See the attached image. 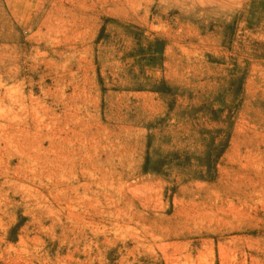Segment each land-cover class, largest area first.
Here are the masks:
<instances>
[{
  "label": "rangeland",
  "instance_id": "obj_1",
  "mask_svg": "<svg viewBox=\"0 0 264 264\" xmlns=\"http://www.w3.org/2000/svg\"><path fill=\"white\" fill-rule=\"evenodd\" d=\"M0 264H264V0H0Z\"/></svg>",
  "mask_w": 264,
  "mask_h": 264
},
{
  "label": "trees",
  "instance_id": "obj_2",
  "mask_svg": "<svg viewBox=\"0 0 264 264\" xmlns=\"http://www.w3.org/2000/svg\"><path fill=\"white\" fill-rule=\"evenodd\" d=\"M226 146H227V145H225V146L219 151V153L216 155L217 158L221 157V155L224 153V151H225V149H226Z\"/></svg>",
  "mask_w": 264,
  "mask_h": 264
},
{
  "label": "bare ground",
  "instance_id": "obj_3",
  "mask_svg": "<svg viewBox=\"0 0 264 264\" xmlns=\"http://www.w3.org/2000/svg\"><path fill=\"white\" fill-rule=\"evenodd\" d=\"M12 11V10H11ZM105 21V20H104ZM100 31V30H99Z\"/></svg>",
  "mask_w": 264,
  "mask_h": 264
}]
</instances>
